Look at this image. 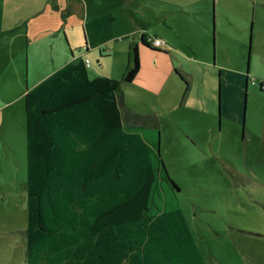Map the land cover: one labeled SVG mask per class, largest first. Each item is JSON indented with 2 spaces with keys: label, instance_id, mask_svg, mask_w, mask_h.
Instances as JSON below:
<instances>
[{
  "label": "rangeland",
  "instance_id": "rangeland-1",
  "mask_svg": "<svg viewBox=\"0 0 264 264\" xmlns=\"http://www.w3.org/2000/svg\"><path fill=\"white\" fill-rule=\"evenodd\" d=\"M0 32V89L10 95L84 47L109 49L94 66L114 75L138 45L140 72L120 84L119 108L158 143L179 187L163 183L167 201L181 208L205 264H264V0H0ZM142 34L166 41L167 53L142 47ZM40 39L44 48L32 49ZM25 43L26 52L11 50ZM193 53L199 62H189ZM183 66L193 83L177 75ZM18 173L26 179L25 167ZM14 213L25 221L5 226L0 251L9 250L3 238L21 247L27 209ZM0 257L19 264L18 254Z\"/></svg>",
  "mask_w": 264,
  "mask_h": 264
},
{
  "label": "trees",
  "instance_id": "trees-1",
  "mask_svg": "<svg viewBox=\"0 0 264 264\" xmlns=\"http://www.w3.org/2000/svg\"><path fill=\"white\" fill-rule=\"evenodd\" d=\"M154 39L140 44L161 52ZM127 65L120 79L91 78L89 60L70 61L26 89L27 264H205L167 201L163 183L179 187L158 143L123 121L118 89L139 75L138 45Z\"/></svg>",
  "mask_w": 264,
  "mask_h": 264
},
{
  "label": "crops",
  "instance_id": "crops-1",
  "mask_svg": "<svg viewBox=\"0 0 264 264\" xmlns=\"http://www.w3.org/2000/svg\"><path fill=\"white\" fill-rule=\"evenodd\" d=\"M77 8L78 10H80L79 3L77 5ZM67 24L68 23L66 22V25ZM2 39H4L3 33L0 32V41ZM164 42H165L164 49L168 50L166 41ZM42 44L43 41L40 39V42L38 41L34 42L32 49L44 48ZM25 46L26 43L21 48L14 46L12 47L11 50L16 51L18 53L22 51L26 52ZM130 47L128 49H130ZM27 48H28V44H27ZM84 49L86 52L83 53L81 51H78L77 53L73 52L71 59H62V63L60 65L59 64L56 65V67H54L51 73H53L57 68L61 67L67 62L70 61L76 62L80 59L89 60L90 66L87 70H88V75L91 78L108 77V78L116 79L117 78L116 76L118 75L122 76V74L125 72L124 69L126 68L124 67L121 68V65L120 68L114 72V75H111L108 72H101L100 69H97L94 66V62L97 60L96 59L97 53L108 54L109 52V49H107L108 51L106 50L104 51L103 50L104 47L102 45L88 47V48L84 47ZM88 53L90 54L88 55ZM108 57H110V55H107V57L103 58V60L107 61L106 59H108ZM194 58L198 61L195 53H193L192 55L191 54L187 55V59L189 60V62L195 61ZM203 64L208 65L207 61H203ZM219 68L221 72H223L222 67ZM51 73H47V75H43L39 79L34 80V83L28 86V88L29 89L33 88L37 83H39L45 77L49 76ZM180 75L184 80L190 79V81L193 83L194 75L191 72L186 71L184 66L180 71ZM234 79L235 78H230L229 76H226V80H225L227 81L226 85L231 89L232 93L236 92L235 87L236 84H238L234 81ZM9 82L5 81L6 85ZM187 86L188 85L186 84L184 96L191 93L192 90L191 84H189L188 87ZM28 88L27 86H25L24 89L18 95H10V92L7 90L6 92H2L3 90H5L3 87L1 88L2 91L0 89V236L3 231H7L13 228H14L13 230H16L19 227V224L25 221V218L22 214L20 216V223H19V219L17 215L14 213V210L20 208L22 209V211H25L26 208V192H27L26 179L24 173L22 174L18 173V168H20L21 166L25 167L24 95L26 89ZM162 105L163 104L160 103V106L163 108ZM179 105H182V103ZM20 200H22L21 204H20ZM4 214L8 215V222L4 221ZM5 226L6 227L10 226V229H7ZM23 228H24V237L20 239L21 247H19L18 250H12V246L14 245L13 244L9 245V238H3L2 243L4 244V246H8L9 250L7 249V251H0V254L3 253V255H6L7 252L13 256L18 254L19 258L18 259L15 258V261L19 262V264H27L26 240H25L26 226ZM6 262L7 264H13L11 258H7ZM38 264H44V263L43 261H40V263Z\"/></svg>",
  "mask_w": 264,
  "mask_h": 264
},
{
  "label": "built area",
  "instance_id": "built-area-1",
  "mask_svg": "<svg viewBox=\"0 0 264 264\" xmlns=\"http://www.w3.org/2000/svg\"><path fill=\"white\" fill-rule=\"evenodd\" d=\"M152 44L155 47L161 48L165 45V42L163 40L154 39V40H152Z\"/></svg>",
  "mask_w": 264,
  "mask_h": 264
},
{
  "label": "water",
  "instance_id": "water-1",
  "mask_svg": "<svg viewBox=\"0 0 264 264\" xmlns=\"http://www.w3.org/2000/svg\"><path fill=\"white\" fill-rule=\"evenodd\" d=\"M219 95H220V88H219Z\"/></svg>",
  "mask_w": 264,
  "mask_h": 264
},
{
  "label": "flooded vegetation",
  "instance_id": "flooded-vegetation-1",
  "mask_svg": "<svg viewBox=\"0 0 264 264\" xmlns=\"http://www.w3.org/2000/svg\"><path fill=\"white\" fill-rule=\"evenodd\" d=\"M261 87H262V85H261ZM264 88V87H263Z\"/></svg>",
  "mask_w": 264,
  "mask_h": 264
}]
</instances>
